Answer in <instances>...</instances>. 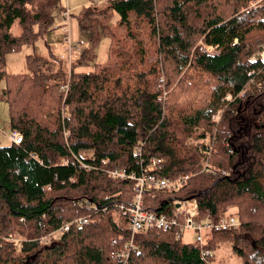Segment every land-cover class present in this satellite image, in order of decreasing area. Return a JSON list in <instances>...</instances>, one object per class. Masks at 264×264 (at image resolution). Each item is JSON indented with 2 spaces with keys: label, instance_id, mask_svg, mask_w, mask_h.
<instances>
[{
  "label": "trees",
  "instance_id": "1",
  "mask_svg": "<svg viewBox=\"0 0 264 264\" xmlns=\"http://www.w3.org/2000/svg\"><path fill=\"white\" fill-rule=\"evenodd\" d=\"M248 1L88 0L70 13L79 46L68 52L61 39L65 54L29 53L26 71L8 73L5 54L60 28L64 1L0 0V101L8 133L21 135L0 145V264H116L128 236L117 204L134 191L109 171L138 172L151 157L163 162L150 172L175 186L145 191L144 208L194 199L197 220L239 224L201 243L141 230L124 264H212L223 240L242 264H264V59L249 60L264 43V5Z\"/></svg>",
  "mask_w": 264,
  "mask_h": 264
},
{
  "label": "built area",
  "instance_id": "2",
  "mask_svg": "<svg viewBox=\"0 0 264 264\" xmlns=\"http://www.w3.org/2000/svg\"><path fill=\"white\" fill-rule=\"evenodd\" d=\"M64 1V6L61 11L62 25L60 27L61 39L66 44V49L68 52L74 50L79 46L82 41H75L74 45L72 42V35L70 30V12L66 5V0ZM205 51L208 54H213L216 52L215 46L206 45ZM259 59H264V52L259 54ZM249 60H255V58H250ZM257 86H260V83H256ZM264 91V87H262ZM214 118L216 117L213 116ZM7 138L12 143H18L21 135L16 130H11ZM138 154V149L135 151V155ZM163 159L151 157L148 162L141 166L138 172L130 171L127 172L125 169H111L109 175L119 179L130 180L133 184V197L130 200L129 204H117V209L124 211L127 217V229L128 236L124 240L123 246L124 249L114 252L113 257L116 259V264H124L126 258L129 255V252L133 249V238L135 233L147 229V228H157L163 230H174V237L180 239L183 232H191L193 235V241L196 243H201L204 240L206 233L210 231H221L227 229L236 228L239 224V221L233 216L223 215L215 221H210L208 219L197 220V210L196 203L194 199L179 201V204L170 212H160L155 213L152 210L146 209L143 206L142 194L151 189H160L164 187H174L175 183L166 180L164 177H158L156 174L150 172L151 169H157L161 166ZM87 218H74L71 221L63 223L58 227L53 233H62L68 228L72 223L81 224L85 223ZM46 240V237H42ZM112 243L115 241L112 240ZM205 254H208L209 251L205 250Z\"/></svg>",
  "mask_w": 264,
  "mask_h": 264
},
{
  "label": "rangeland",
  "instance_id": "3",
  "mask_svg": "<svg viewBox=\"0 0 264 264\" xmlns=\"http://www.w3.org/2000/svg\"><path fill=\"white\" fill-rule=\"evenodd\" d=\"M88 0H66V5L69 9V12L72 14H76L81 6L86 5ZM101 4H96V8L100 7ZM264 5V0H249L247 4V8H258ZM115 15V14H114ZM60 15L59 13L54 14V26L60 23ZM71 25V35L72 42L74 45L75 41L79 38L84 39V35L76 28L75 21L70 20ZM10 33L12 35H17L19 33V27L17 22H14L10 27ZM87 43H85V46ZM64 45L61 41V31L59 27H55L52 30L45 32L41 37L35 39L31 44L22 45L19 49L8 52L4 56V66L3 70L8 73H16L26 71L24 57L26 54L34 53L40 56H46L50 53L55 55L65 54ZM107 42L106 39H102L97 46L94 48L95 59L102 61L105 58ZM205 44L202 41H198L195 44V47L203 52L205 51ZM206 52V51H205ZM264 52V43H261L258 48L249 56L250 58H259V54ZM152 60V58H150ZM252 61V60H250ZM217 107L212 111H216ZM220 113V109L218 110ZM212 115V114H211ZM7 112H6V104L0 101V122L3 126H7ZM6 123V124H5ZM201 129L194 128L191 133V136L187 138V143L191 145H195V136L198 135ZM7 144L9 141L4 139ZM198 143V142H197ZM81 155H84L85 152L81 151ZM233 208H228L227 213H232ZM14 237L18 240V234L15 231H12ZM54 237H57V233L53 234ZM181 241L184 242H193V235L191 232H183L181 236ZM213 262L212 264H242L240 257L236 256L230 247V242L223 240L217 243V246L212 251Z\"/></svg>",
  "mask_w": 264,
  "mask_h": 264
},
{
  "label": "crops",
  "instance_id": "4",
  "mask_svg": "<svg viewBox=\"0 0 264 264\" xmlns=\"http://www.w3.org/2000/svg\"><path fill=\"white\" fill-rule=\"evenodd\" d=\"M6 124V123H5ZM7 126H3V124H1V122H0V143H5L4 142V139L5 140H7V141H9L8 139H7V135H8V131H9V129L8 128H6ZM1 145V144H0ZM3 145V144H2Z\"/></svg>",
  "mask_w": 264,
  "mask_h": 264
},
{
  "label": "water",
  "instance_id": "5",
  "mask_svg": "<svg viewBox=\"0 0 264 264\" xmlns=\"http://www.w3.org/2000/svg\"><path fill=\"white\" fill-rule=\"evenodd\" d=\"M178 206V202L175 204V207H177Z\"/></svg>",
  "mask_w": 264,
  "mask_h": 264
}]
</instances>
